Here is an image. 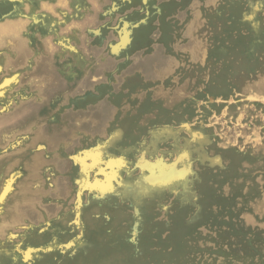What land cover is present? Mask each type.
I'll list each match as a JSON object with an SVG mask.
<instances>
[{
	"label": "rangeland",
	"instance_id": "374dc122",
	"mask_svg": "<svg viewBox=\"0 0 264 264\" xmlns=\"http://www.w3.org/2000/svg\"><path fill=\"white\" fill-rule=\"evenodd\" d=\"M33 1L39 8L40 3L45 0ZM101 1L69 0L70 5L67 4V7L64 8L69 15L66 18L67 21L63 22L64 19L60 20L59 17L55 22L56 27L61 29L58 34L55 35V31L58 29L54 24L51 28L53 30H48L50 33L52 32L51 35H54L51 38L42 39L38 34L37 45H41L38 49H31L32 51L23 53L21 50L25 48L24 44L15 42L14 55L7 62L0 57V65L2 64L3 67L0 70V81L4 77L3 75L9 72L20 74L19 83H16V86L8 89L4 96L0 97V115H2L0 118H10L12 114H15L14 118L5 119L0 123V160L8 159L10 170L6 171V178L15 174L10 194L19 195L14 204L4 206L0 220L2 219L8 225L10 222L12 224L9 225L10 230L19 235L25 226L34 225V228L38 229L43 224H46L47 227L48 222L50 223L48 232L42 233L35 230L29 237L18 236L17 241L28 240L35 244H44L51 240L53 234L57 235L62 244H68L71 240L76 239L75 246L73 245L63 252L57 248L53 249L48 258L43 259L40 264H114L116 256L113 255L115 254L125 255L128 259L137 258L138 255L137 260L142 264H163V262L168 264H264V64L251 66L249 73L252 75V81L247 84V88L239 85L231 75L228 77L226 86H220L213 81L214 73L220 71L219 65L223 66L228 57V54H223L224 52L219 51L218 47L224 45L231 50V48L237 47L235 44L241 40L246 39L248 44L250 37L255 35L254 31L252 34L251 28L245 22H233L231 17L234 15L237 20L242 17V8H246V6L240 8L236 5H240V1L243 0H148L147 4H143L140 0H131L124 4L121 10L115 12L117 15L115 13L105 14L106 7L115 0ZM26 3L28 4V2ZM82 3H84V8ZM77 6L78 9L75 12ZM129 8L132 9L129 11ZM10 9L2 10L0 14L8 12ZM56 11L60 12L61 10L56 8ZM121 12L124 14L122 15ZM25 13L26 15L33 14L30 10H26ZM38 13L40 12L36 14ZM78 14L76 21L79 22V28L77 30L65 28L66 23ZM257 16L260 22L262 21L259 26L260 38H264V7L258 11ZM142 17L147 18L148 21L135 27L129 46L118 55L113 54L110 45L118 39L117 27L120 25L121 19L137 21L143 19ZM54 18L56 19V17ZM96 28L101 30L102 38L90 34V31ZM59 37H61L60 39L62 37L69 38L70 44L75 49H63L59 43ZM258 46L256 51L264 48L263 39ZM5 47L6 44L0 41V51H3ZM33 47L36 46L33 45ZM104 51L110 53V56ZM218 52L222 54L220 61L216 57ZM118 57L119 59L116 60L115 58ZM241 57H248V52L245 50L243 53L241 52L239 59ZM102 61L105 65L102 64ZM213 63L216 66L211 69L209 66ZM32 65L33 67H31ZM156 68L161 69V71L158 69L161 74L157 72ZM168 69L169 72H167ZM151 70L153 71L151 72ZM158 73L159 78H157ZM249 86L250 88H248ZM8 104L10 108L5 109L4 106H8ZM112 106H116V108ZM110 110L114 112L111 111V113ZM83 112L85 116L82 114ZM89 114L93 118L90 119ZM74 118L75 120H73ZM40 120L41 122H39ZM70 121L72 122L70 123ZM184 122L188 123L192 131H188L183 125ZM82 128L84 129L82 130ZM54 130L57 136L54 135L55 138L52 136ZM196 130H203L205 137L195 140L193 134ZM113 132H116V135L112 138ZM103 134L105 137L102 136ZM20 138H25L22 146L20 148L11 147ZM109 138L111 139L110 152L116 155L123 153L128 161V172L125 170L122 172L124 185L119 187L121 191L119 195L110 193L105 197H97L94 192L84 190L82 193L81 227H77L72 222L75 218L74 199H76L78 191L80 168L78 164L75 166L72 156ZM159 138L163 139L159 140ZM184 149L189 151L191 168L193 167L184 183L175 184L166 189L157 188L146 192L139 190V183H135V181L140 177V173L139 169L135 167V163L141 152H146L147 158L152 160L159 156L164 157L171 164L178 160L179 153ZM62 155H65L64 158ZM57 163L59 164L57 165ZM178 163L180 164V162ZM74 166L75 168H73ZM232 177H234L233 180ZM239 181L242 182L239 183ZM130 183L135 190L132 189ZM238 183L244 184L243 187ZM27 185L32 186L28 188ZM208 185L213 189L208 188ZM23 187L24 194L21 195ZM253 188L254 190H252ZM29 189L32 190L30 191L32 193L29 192ZM250 191L252 192L249 196ZM72 193L74 194L72 195ZM28 197L30 198L28 199ZM242 197H248L249 202L243 203L245 199ZM214 202L216 203L214 204ZM226 202L229 204L227 205ZM13 205L15 206L12 207ZM168 206L170 207L168 208ZM180 206L183 207L184 212ZM210 208L213 210L211 211ZM178 209H182L179 214H177ZM137 210L139 211L138 215ZM32 212H34L33 215ZM19 213L20 215H18ZM137 221L139 233L137 239L132 240L131 230ZM44 225L43 227H45ZM169 225H171L170 228ZM241 227L242 229H239ZM105 228L107 229L104 230ZM191 228L193 229L190 230ZM232 229L234 230L232 231ZM144 236L145 238H143ZM147 238L149 239L147 240ZM237 239H241L243 242ZM100 241L103 244L105 242L104 246ZM242 248L244 249L242 250ZM179 249H181L182 255ZM168 254L169 256H167ZM162 256L164 257L162 258ZM179 257L182 258L179 259ZM160 258L162 259L160 260Z\"/></svg>",
	"mask_w": 264,
	"mask_h": 264
},
{
	"label": "bare ground",
	"instance_id": "6f19581e",
	"mask_svg": "<svg viewBox=\"0 0 264 264\" xmlns=\"http://www.w3.org/2000/svg\"><path fill=\"white\" fill-rule=\"evenodd\" d=\"M101 1V0H100ZM103 1V0H102ZM101 1V2H102ZM128 1H131V0H115L110 6L106 7V12L105 14H114L116 11H119L121 10V7L126 4ZM157 1V0H156ZM211 1V0H210ZM223 1V0H222ZM28 2V4L26 3ZM86 2V1H85ZM140 2H142L143 4H147L148 0H140ZM160 2V1H159ZM152 3V2H151ZM209 3V2H208ZM67 4H69V0H45L43 2L40 3V6L39 8L37 7V5L34 3L33 0H0V12L2 10H5V9H10L8 12H2L3 14H0V41H3L5 44H6V47L4 48L3 51H0V57L1 58H4L5 62H7L9 60V58L11 56L14 55V48L13 46L15 45V42H18L20 44H24V47L21 52L23 53H27V52H30L32 51L33 49H38L39 46L41 45H37L38 43V34L39 36L42 38V39H45V37H47L48 39L52 37L50 31L53 30L51 29L55 22H57V18L60 17V20L64 19L63 22H66L67 21V17L69 16L67 14V10L64 9L65 7H67ZM83 4V8H84V3ZM240 5H236L237 7H242V6H246V8H242V17L239 18L238 20L236 18H234L235 16L232 15V19H233V22L234 21H238L240 23V21H243L245 22V24H247L251 29L252 31V34H253V31H254V36L250 37V41L249 43L247 44L246 43V39L244 40H241L239 41L237 44V47L235 48H228L224 45L222 46H217L218 47V50L219 51H223L224 53L223 54H228V57L226 59V61L223 63V66H221V64L219 65L221 67L220 71L217 72V73H214V78H213V81L214 82H217L218 85L220 86H226L228 84L227 80L229 79L228 77L231 75L233 78H235V80L237 81V83H239V85L241 86H245L247 88V84L250 83V81H252V75H250V68L253 64H264V48H261L259 50L256 51V48L258 47L259 48V44L261 43L262 39L264 40V38H260V30H259V26L260 23H262V21L260 22L258 16H257V13L258 11L262 10L263 7H264V0H243V1H240L239 3ZM70 5V4H69ZM88 5V4H87ZM138 6V5H137ZM191 6V5H190ZM213 6V5H212ZM223 6V5H221ZM170 7V6H169ZM189 7V6H187ZM202 7V6H201ZM41 8V10H40ZM56 8H60V12L59 11H56ZM86 8V7H85ZM133 8V7H132ZM132 8H129V11L132 9ZM136 8V7H135ZM172 8V7H171ZM191 8V7H190ZM78 9V6L76 7V10L75 12L77 11ZM103 9V8H102ZM148 9V8H147ZM26 10H30L33 12V14L31 15H26L25 11ZM73 10V8H72ZM80 10V9H79ZM156 10V9H155ZM182 10V9H181ZM205 10V9H204ZM213 10V9H212ZM191 11V10H190ZM214 11V10H213ZM226 11V10H225ZM37 12H40L38 14H36ZM91 12V11H90ZM89 12V13H90ZM142 12V11H141ZM78 13V12H77ZM87 13V12H86ZM117 13V12H116ZM115 13V14H116ZM122 13V12H121ZM223 13V12H222ZM228 13V12H227ZM119 14V13H118ZM124 13H122L123 15ZM166 14V13H165ZM192 14V13H191ZM190 14V15H191ZM262 14V13H261ZM58 15V16H56ZM117 15V14H116ZM212 15V14H211ZM216 15V14H215ZM79 16L78 15H74V19L70 20L68 23H66V25L64 26L65 28H74V30H77L79 28V22L76 21V18ZM84 16V15H83ZM109 16V15H108ZM183 16V15H182ZM217 16V15H216ZM56 17V19L54 18ZM118 17V16H117ZM177 17V16H176ZM187 17V16H186ZM193 17V16H192ZM204 17V16H203ZM209 17V16H208ZM215 17V16H214ZM221 17V16H220ZM223 17V16H222ZM141 18V17H140ZM143 18V17H142ZM185 18V17H183ZM182 18V19H183ZM263 18V17H261ZM104 19V18H103ZM113 19V18H112ZM181 19V18H180ZM189 19V18H188ZM202 19V18H201ZM204 19V18H203ZM114 20V19H113ZM222 20V19H221ZM230 20V19H229ZM104 21V20H103ZM116 21V20H115ZM114 21V22H115ZM148 19L147 18H143V19H138L137 21H131L129 19H126V18H122L121 19V23L120 25L117 27V33H118V39L113 42L110 46H111V52L113 54H116L118 55L122 50H124L125 48H127L132 40V37H133V34H134V31H135V27L141 25V24H145L147 23ZM62 22V21H61ZM113 22V23H114ZM156 22V21H155ZM188 22V20H187ZM198 22V21H197ZM214 22V20H213ZM102 23V22H101ZM157 23V22H156ZM227 23V22H226ZM50 24H52L50 26ZM63 24V23H62ZM115 24V23H114ZM119 24V23H118ZM185 24V23H184ZM202 24V23H201ZM216 24V23H215ZM221 24V23H220ZM235 24V23H234ZM187 25V24H186ZM219 25V24H218ZM217 25V26H218ZM264 25V24H263ZM262 25V26H263ZM97 26V25H96ZM106 26V25H105ZM113 26V25H112ZM196 26V25H195ZM223 26V25H222ZM237 26V25H236ZM55 27H56V24H55ZM186 27V26H185ZM197 27V26H196ZM208 27V26H207ZM212 27V26H211ZM238 27V26H237ZM240 27V26H239ZM48 28V29H47ZM57 28V27H56ZM149 28V26H148ZM58 30L55 31V35L58 34V31H60L61 29L58 27L57 28ZM150 29V28H149ZM180 29V28H179ZM235 29V28H234ZM233 29V30H234ZM50 30V31H48ZM110 31L112 29H109ZM184 30V29H182ZM209 30V29H208ZM212 30V29H211ZM215 30V29H214ZM222 30V29H221ZM239 30V29H238ZM160 31V30H159ZM103 32V31H102ZM148 32V31H147ZM181 32V31H180ZM195 32V31H194ZM215 32V31H214ZM224 32V31H223ZM227 32V31H226ZM233 32V31H232ZM249 32V31H248ZM192 33V32H191ZM205 33V32H204ZM210 33V32H209ZM219 33V32H218ZM236 33V32H235ZM243 33V32H242ZM250 33V32H249ZM67 34V33H66ZM90 34L91 35H98L102 38V34H101V30L98 28L96 29H93L92 31H90ZM112 34V32H111ZM148 34V33H147ZM181 34V33H180ZM221 34V33H220ZM264 34V33H263ZM54 36V35H53ZM89 36V35H87ZM113 36V35H112ZM143 36V34H142ZM174 36H176L174 34ZM185 36V35H184ZM183 36V37H184ZM195 36V35H194ZM221 36V35H220ZM114 37V36H113ZM112 37V38H113ZM116 37V36H115ZM152 37V36H151ZM61 37H59V43L60 45L63 47V49H71V50H74L75 48L70 44V39L67 38V37H62V39H60ZM176 38V37H175ZM180 38V37H178ZM205 38V37H204ZM224 38V37H223ZM227 38V37H225ZM229 38V37H228ZM58 39V38H57ZM111 39V38H110ZM115 39V38H114ZM146 39V37H145ZM191 39V37H190ZM212 40V39H211ZM248 40V39H247ZM40 41V40H39ZM74 41V40H73ZM177 41V40H176ZM200 41V39H199ZM208 41V40H207ZM139 42V41H138ZM180 42V41H179ZM178 42V44H179ZM78 43V42H77ZM175 43V42H174ZM203 43V42H201ZM107 44V43H106ZM105 44V46H106ZM171 44V43H170ZM177 44V43H176ZM197 44V42H196ZM33 45H35L36 47L34 48ZM59 45V46H60ZM74 45V44H73ZM92 45V44H91ZM140 45V44H139ZM152 45V44H151ZM194 45V44H193ZM201 45V44H200ZM206 45V44H205ZM204 45V46H205ZM228 45V44H227ZM96 46V45H95ZM98 46V45H97ZM104 46V47H105ZM164 46V45H163ZM176 46V45H175ZM52 47V46H51ZM100 47V46H99ZM98 47V48H99ZM174 47V46H173ZM207 47V46H206ZM216 47V48H217ZM233 47V46H232ZM263 47V46H262ZM78 48V47H77ZM102 48V47H101ZM175 48V47H174ZM178 48V47H177ZM184 48V47H183ZM32 49V50H31ZM79 49V48H78ZM144 49V48H143ZM155 49V47H154ZM185 49V48H184ZM183 49V50H184ZM108 50V49H107ZM180 50V49H179ZM191 50V49H190ZM207 50V49H206ZM230 50V52H229ZM247 51L248 52V57H241L239 59V56L241 54V52L243 53V51ZM60 51V50H59ZM101 51H103L101 49ZM143 51V50H142ZM145 51V50H144ZM176 51V50H175ZM107 55L109 54L110 56V53H107L106 51H104ZM153 52V51H151ZM193 53V52H192ZM204 53V52H203ZM38 54V53H37ZM69 54V53H68ZM166 54V53H165ZM173 54V53H172ZM187 54V53H186ZM191 54V52H190ZM104 55V54H103ZM140 55V54H139ZM169 55V54H168ZM194 55V54H193ZM213 55H215L213 53ZM222 54H220L218 52V55H216V57L219 59L222 58L221 57ZM132 56H135L132 54ZM170 56V55H169ZM168 56V57H169ZM72 57V56H71ZM95 57V56H94ZM98 57V56H97ZM142 57V56H141ZM174 57V56H173ZM191 57V56H189ZM226 57V56H225ZM29 58V57H28ZM40 58V57H39ZM61 58V57H60ZM89 58V57H88ZM109 58V57H107ZM106 58V59H107ZM111 58V57H110ZM121 58V57H120ZM172 58V57H171ZM246 58V59H244ZM26 59V58H25ZM36 59V58H35ZM91 59V58H90ZM94 59V58H93ZM116 60L119 59L118 58H115ZM133 59V58H132ZM136 59V58H135ZM182 59V58H181ZM180 59V60H181ZM185 59V58H184ZM27 60V59H26ZM38 60V59H37ZM97 60V59H96ZM122 60V59H121ZM173 60V59H172ZM179 60V59H177ZM179 60V61H180ZM186 60V59H185ZM21 61V60H20ZM67 61V60H66ZM101 61V60H100ZM137 61V60H136ZM135 61V62H136ZM169 61V60H168ZM175 61V60H174ZM173 61V62H174ZM191 61V60H190ZM23 62V61H22ZM25 62V61H24ZM60 62V61H59ZM69 62V61H68ZM107 62V61H105ZM104 62V63H105ZM155 62V61H154ZM167 62V61H166ZM95 63V62H93ZM101 63V62H99ZM131 63V62H130ZM156 63V62H155ZM171 63V62H170ZM216 63V62H215ZM215 63L213 64H210V68H214L216 65ZM102 64H103V61H102ZM113 64V63H112ZM173 64V63H172ZM178 64V63H177ZM176 64V65H177ZM203 64V63H202ZM2 65V64H1ZM0 65V70L3 69V67ZM21 65V64H20ZM39 65V64H37ZM36 65V67H37ZM52 65V63H51ZM51 65H50V68H51ZM97 65V64H96ZM99 65V64H98ZM105 65V64H103ZM102 65V66H103ZM108 65V64H107ZM106 65V66H107ZM111 65V64H110ZM133 65V63H132ZM131 65V66H132ZM166 65V64H165ZM194 65V64H193ZM204 65V64H203ZM60 66V65H59ZM136 66V65H135ZM163 66V65H162ZM185 66V65H184ZM33 67V65L31 66ZM111 67V66H110ZM161 67V66H160ZM159 67V68H160ZM167 67V66H166ZM175 67V66H174ZM177 67V66H176ZM182 67V66H180ZM194 67V66H193ZM192 67V69H193ZM100 68L102 69L101 65H100ZM109 68V67H108ZM111 68H114V67H111ZM155 68V67H154ZM158 68V69H159ZM197 68V67H196ZM204 68V66H203ZM217 68V67H216ZM29 69V68H28ZM41 69V68H40ZM39 69V70H40ZM49 69V68H48ZM157 69V68H156ZM157 69V70H158ZM171 69V68H170ZM186 69V68H185ZM37 70V69H36ZM74 70V69H73ZM161 71V69H159ZM157 71L161 74L160 71ZM203 70V69H202ZM206 70V68H205ZM214 70V69H213ZM248 70V71H247ZM25 71V70H24ZM91 71V70H90ZM124 71V70H123ZM153 70H151L152 72ZM163 71V70H162ZM167 71V70H166ZM174 71V70H173ZM183 71V70H182ZM187 71V70H186ZM194 71V70H193ZM254 71V70H253ZM17 72V71H16ZM99 72V71H98ZM116 72V71H115ZM150 72V71H148ZM165 72V71H164ZM169 72V69L168 71ZM166 72V73H167ZM171 72V71H170ZM202 72V71H201ZM199 72V73H201ZM231 72V73H230ZM29 73V72H28ZM27 73V74H28ZM154 73V72H153ZM159 73H158V77L159 78ZM198 73V74H199ZM5 74V73H4ZM26 74V73H25ZM62 74V73H61ZM130 74V73H128ZM163 74V72H162ZM194 74V73H193ZM204 74V73H203ZM20 75V74H19ZM19 75L15 72H9L5 75H3L4 77L1 79L0 81V97H3L4 96V93L12 88L14 85L16 86V83H19ZM92 75V74H91ZM94 75V74H93ZM136 75V74H135ZM153 75V74H152ZM168 75V74H167ZM174 75V74H173ZM187 75V74H186ZM195 75V74H194ZM190 76V75H189ZM23 77V76H21ZM39 77V76H38ZM64 77V76H63ZM119 77V76H118ZM153 77H155V75H153ZM166 77V76H165ZM35 78V77H34ZM104 78V77H103ZM143 78V77H142ZM178 78V77H177ZM183 78V77H182ZM181 78V79H182ZM145 79V78H143ZM149 79V78H148ZM151 79H152V76H151ZM156 79V78H155ZM197 79V78H196ZM205 79V78H204ZM66 80V79H65ZM163 80V79H162ZM173 80V79H172ZM184 80V79H183ZM203 80V79H202ZM40 81V80H39ZM83 82V81H82ZM98 82V81H97ZM162 81H160L161 83ZM173 82V81H172ZM175 82V81H174ZM25 83V82H24ZM23 83V84H24ZM86 83V82H84ZM136 83V82H134ZM133 83V84H134ZM22 84V83H21ZM44 84V83H43ZM83 84V83H82ZM89 84H91V82L89 81ZM155 84V83H154ZM162 84V83H161ZM166 84V83H165ZM18 85V84H17ZM138 85V84H137ZM136 85V86H137ZM238 85V86H239ZM253 85V84H252ZM39 86V85H38ZM43 86V85H42ZM141 86V85H140ZM30 87V86H29ZM70 87V86H69ZM142 87V86H141ZM35 88V86H34ZM42 88V87H41ZM72 88V87H71ZM109 88V87H108ZM114 88V87H113ZM120 88V87H119ZM151 88V87H150ZM250 88V86L248 87ZM31 89V87H30ZM112 89V88H111ZM125 89V88H124ZM128 89V88H127ZM156 89V88H154ZM159 89V88H158ZM244 89V88H242ZM20 90V89H19ZM24 90V89H23ZM59 90V89H58ZM78 90V89H77ZM118 90V89H117ZM129 90V89H128ZM138 90V89H137ZM202 90V89H201ZM69 91V90H68ZM126 91V90H125ZM153 91V90H152ZM199 91V90H198ZM134 92H137V91H134ZM134 92L132 93L134 95ZM154 92V91H153ZM157 92V91H156ZM15 93V92H14ZM102 94V93H101ZM100 94V95H101ZM139 94V92H138ZM137 94V95H138ZM132 95V96H133ZM143 95V94H142ZM154 95V94H153ZM163 95V94H162ZM202 95V94H201ZM205 95V94H204ZM123 96V95H122ZM152 96V95H151ZM157 96V95H156ZM17 97V96H16ZM126 97V96H125ZM124 97V98H125ZM105 98V97H104ZM158 98V97H157ZM9 99V98H8ZM87 99V98H86ZM93 99V98H92ZM151 99V97H150ZM165 99V98H164ZM163 99V101H164ZM175 99V98H174ZM28 100V99H26ZM45 100V99H44ZM107 100V99H106ZM212 100V99H211ZM25 101V100H24ZM123 101V100H122ZM161 101V99H160ZM39 102V101H38ZM59 102V101H58ZM102 102V101H101ZM99 102V103H101ZM155 102V101H154ZM8 103V102H7ZM21 103V102H20ZM103 103V102H102ZM11 104V103H10ZM125 104V103H124ZM127 104V103H126ZM2 105V104H1ZM123 105V104H122ZM13 106V105H12ZM89 106V105H88ZM87 106V107H88ZM94 106V105H92ZM96 106V105H95ZM117 106V105H116ZM116 106H114L116 108ZM190 106V105H189ZM5 109L10 108V105L8 104V106H4ZM91 107V105H90ZM97 107V106H96ZM99 107V106H98ZM113 107V106H112ZM113 107V108H114ZM20 108V107H19ZM56 108V107H55ZM101 108V106L99 107ZM98 108V109H99ZM89 109V108H88ZM97 109V110H98ZM171 109V108H170ZM52 110V109H51ZM55 110V109H54ZM72 110V109H71ZM116 110V109H114ZM132 110V109H131ZM50 111V110H49ZM96 111V110H95ZM112 110H110L111 112ZM52 112V111H50ZM49 112V113H50ZM72 112V111H71ZM70 112V113H71ZM78 112V111H77ZM87 113L89 112L86 111ZM92 112V111H91ZM90 112V113H91ZM114 112V111H112ZM111 112V113H112ZM122 112V111H121ZM132 112V111H131ZM65 113V112H64ZM86 113V114H87ZM98 113V112H97ZM141 113V112H140ZM68 114V113H67ZM73 114V113H72ZM71 114V115H72ZM84 116H85V113L83 112L82 113ZM92 114V113H91ZM193 114V113H192ZM38 115V114H37ZM69 115V114H68ZM75 115V114H74ZM73 115V116H74ZM88 115V114H87ZM111 115V114H110ZM188 115V114H187ZM191 115V113H190ZM189 115V116H190ZM2 116V115H0ZM80 116V114H79ZM109 116V115H108ZM15 117V114H12L10 118H14ZM72 117V116H70ZM69 117V118H70ZM83 117V116H82ZM111 117V116H110ZM120 117V115H119ZM10 118H0V123L4 122L5 119H10ZM28 118V117H27ZM42 118V116H41ZM61 118V116H60ZM73 118V117H72ZM86 118V117H85ZM89 118H93V117H90V114H89ZM88 118V120H89ZM166 118V117H165ZM45 119V117H44ZM65 119V118H64ZM68 119V118H67ZM112 119V118H111ZM167 119V118H166ZM75 120V118L73 119ZM79 120V119H78ZM82 120V118H81ZM86 120V119H85ZM87 120V121H88ZM157 120V119H156ZM155 120V121H156ZM38 121V120H37ZM42 121H46V120H42ZM94 121V120H93ZM99 121V120H98ZM160 121V120H159ZM164 121V119H163ZM31 122V121H30ZM41 122V120L39 121ZM72 121H70L71 123ZM85 122V121H84ZM83 122V123H84ZM134 122V121H133ZM138 122V121H137ZM206 122V120H205ZM34 123V122H33ZM68 123V122H67ZM106 123V121H105ZM112 123V122H110ZM116 123V122H115ZM21 124V123H20ZM38 124V123H36ZM55 125V123H53ZM64 125V123H62ZM82 124V123H81ZM80 124V125H81ZM149 124V123H148ZM47 125V124H46ZM51 125V124H50ZM66 125V124H65ZM83 125V124H82ZM86 125V124H85ZM93 125V124H91ZM90 125V126H91ZM104 125V123H103ZM108 125V124H106ZM162 125V124H161ZM170 125V124H169ZM183 125L189 130L192 131V128L189 127L188 123L187 122H184ZM38 126V125H37ZM49 126V125H48ZM47 126V127H48ZM58 126V125H57ZM76 126H78L76 124ZM147 126V125H146ZM153 126V125H152ZM164 126V125H163ZM173 126V125H172ZM197 126V125H196ZM26 127V126H25ZM60 127V126H59ZM82 127V126H81ZM106 127V126H105ZM143 127V126H141ZM148 127V126H147ZM176 127V126H175ZM213 127V126H212ZM7 128V127H6ZM56 128V127H55ZM68 128V127H66ZM77 128V127H76ZM101 128V127H100ZM152 128V127H151ZM164 128V127H163ZM4 129V128H3ZM58 129V128H57ZM62 129V128H61ZM84 128H82L83 130ZM103 129V128H101ZM131 129V128H130ZM143 129V128H142ZM153 129V128H152ZM169 129V128H168ZM22 130V128H21ZM43 130V129H42ZM74 130V129H73ZM134 130V129H133ZM144 130V129H143ZM163 130V129H162ZM167 130V129H166ZM64 131V130H63ZM69 131V130H68ZM71 131V130H70ZM87 131V130H86ZM85 131V132H86ZM89 131V130H88ZM103 133L104 131L101 130ZM168 131V130H167ZM211 131V130H210ZM18 132V130H17ZM43 132V131H42ZM47 132V131H46ZM155 132V130H154ZM207 132V131H206ZM15 133V132H14ZM45 133V132H44ZM57 133V132H56ZM59 133H63V132H59ZM65 133V132H64ZM66 133H68L66 131ZM71 133V132H70ZM91 133V132H90ZM97 133V132H96ZM100 133V132H99ZM98 133V134H99ZM131 133V132H130ZM182 133V132H181ZM48 134V132H47ZM102 134V133H101ZM129 134V132H128ZM138 134V133H137ZM142 134V133H140ZM145 134V133H144ZM175 134V133H174ZM193 134V133H192ZM213 134V133H212ZM52 135V134H51ZM49 135V136H51ZM55 135V130H54V133L52 136ZM94 135V133H93ZM116 135V132H113V134L111 135V137L113 138L114 136ZM166 135V134H165ZM171 135V134H170ZM194 139L196 140L197 138L200 139L205 137V133L203 130H196L194 132ZM214 135V134H213ZM56 136V135H55ZM55 136L53 138H55ZM60 136H67V135H60ZM102 136L105 137V135L103 134ZM147 136V135H146ZM215 136V135H214ZM57 137V136H56ZM89 137V136H88ZM93 137V136H92ZM125 137V136H124ZM130 137V136H129ZM143 137V136H142ZM181 137V135H180ZM1 138V137H0ZM52 138V139H53ZM68 138V137H67ZM134 138V137H133ZM144 138V137H143ZM175 138V137H174ZM148 139V138H147ZM161 138H159L160 140ZM163 139V138H162ZM161 139V140H162ZM171 139V138H170ZM91 140V139H90ZM110 138L107 139L106 141H103V142H99L98 144H96L94 147H90V148H87V149H83L81 151H79L78 153L74 154L72 156L74 162H75V166L76 164L79 165V168H80V171H79V175H80V179H79V182H78V191H77V195H76V199L75 200V218H74V221L72 223L75 224V226L77 227H81V206H82V193H84L83 191L84 190H89L91 192H94L95 195L97 197H105L107 194H110V193H113L115 195H119L120 194V190H119V187H121L122 185H124L123 183V177H122V172L125 170V172L129 169L127 164H128V161H126V158H125V155L123 153L121 154H115V153H111L110 152V149L109 147H111V142H110ZM136 140V139H135ZM185 140V138H184ZM25 141V138H20L19 140H16V142L11 145V147L13 148H20V146H22V143ZM133 141V140H131ZM156 141V140H155ZM177 141V140H176ZM182 141V140H181ZM209 141V140H208ZM214 141V140H213ZM82 142V141H81ZM80 142V143H81ZM87 142V141H86ZM168 142V141H167ZM174 142V141H173ZM179 142V141H178ZM187 142V141H186ZM207 142V141H206ZM3 143V142H2ZM6 143V142H5ZM4 143V144H5ZM93 143V142H92ZM189 143V142H188ZM132 144V143H131ZM71 145V144H70ZM78 145H79V142H78ZM77 145V146H78ZM163 145V144H162ZM177 145V144H176ZM175 145V147H176ZM191 145V144H190ZM197 145V144H196ZM207 145V144H206ZM3 146V145H2ZM1 146V147H2ZM49 146V145H48ZM68 146V145H67ZM85 146V145H84ZM124 146V145H123ZM139 146V145H138ZM149 146V145H148ZM151 146V145H150ZM170 146V145H169ZM173 146V145H172ZM215 146V145H214ZM159 147V146H158ZM210 147V146H209ZM50 148V146H49ZM142 148V147H141ZM154 149V148H153ZM1 150V149H0ZM142 150V149H141ZM160 150V149H158ZM163 150V149H162ZM226 150V149H225ZM232 150V149H231ZM146 151V150H145ZM155 151V150H154ZM176 151V150H175ZM181 151V150H180ZM235 151V150H234ZM11 152V151H10ZM135 152V151H134ZM192 152V151H191ZM202 152V151H201ZM148 153V152H147ZM158 153V152H157ZM237 153V152H236ZM60 154V153H59ZM140 154V153H139ZM168 154V153H167ZM210 154V153H209ZM58 155V154H57ZM135 155V154H134ZM165 155V154H164ZM229 155V154H228ZM246 155V154H245ZM63 158L65 155H62ZM196 156V155H195ZM212 156V155H211ZM61 157V156H60ZM59 157V158H60ZM175 157V156H174ZM179 158H177L178 160L174 161V163H171L169 164V162H167V160L164 159V157H158V159H155V160H152L151 158L149 159V157L147 158L146 156V152H141L140 156L138 157V159L136 160V163H135V167L137 169H139L140 171V177L138 178L137 181H135V183H139V190L141 189L142 191L146 192L148 190H151V189H166V188H170L171 186H174L175 184H182L184 183V181L187 180V177L189 175V173L191 172L192 168H191V159L189 158V151L184 149L181 153H179ZM202 157V156H201ZM228 157V156H227ZM237 157V156H236ZM246 157V156H245ZM57 157L55 156V159ZM153 158V157H152ZM168 158V157H167ZM228 158H231V157H228ZM242 158V157H241ZM51 160V159H50ZM71 160V159H70ZM131 160V159H129ZM217 160H220V158H217ZM226 160V159H225ZM16 161V160H15ZM62 161V160H61ZM135 161V160H133ZM201 161V160H200ZM239 161V160H238ZM180 162V164L178 163ZM15 163V162H14ZM70 163V162H69ZM133 163V162H132ZM194 163V162H193ZM18 164V163H17ZM54 164V162H53ZM59 163H57L58 165ZM13 165V164H12ZM25 165V164H24ZM69 165V164H68ZM226 165V164H225ZM75 166L73 168H75ZM197 166V165H196ZM195 166V167H196ZM57 168H59V166H56ZM70 167V166H69ZM241 167V166H240ZM30 168V167H29ZM199 168V167H198ZM61 169V168H59ZM63 169V168H62ZM61 169V170H62ZM136 169V170H137ZM222 169V168H221ZM10 170V163H8V159H2L0 160V214L1 212L3 211L4 209V206H6V204H14V202H16V198L19 196H16V195H13V194H10V192L12 191L13 189V183H14V180H15V174L13 175H9V177L7 176L6 178V171L9 172ZM31 170V169H30ZM75 170V169H74ZM229 170V169H228ZM76 171V170H75ZM210 171V170H209ZM222 171V170H221ZM61 172V171H60ZM128 172V171H127ZM241 172V171H240ZM227 173V172H225ZM244 173V172H242ZM10 174V173H9ZM16 174H19V173H16ZM191 174V173H190ZM229 174V173H228ZM70 175V174H69ZM132 175V174H131ZM203 175V174H202ZM231 175V174H230ZM65 176V175H64ZM134 176V175H133ZM204 176V175H203ZM229 176V175H228ZM240 176V175H238ZM63 177V176H62ZM224 177V176H223ZM30 178V177H29ZM133 178V177H132ZM217 178V177H216ZM234 177H232V180H233ZM238 178V177H237ZM244 178V176H243ZM242 178V179H243ZM247 178V176H246ZM26 180V179H25ZM29 180V179H28ZM71 180V179H70ZM128 180V179H127ZM131 180V179H130ZM129 180V181H130ZM213 180V178H212ZM229 180V179H228ZM237 180V179H236ZM43 181V180H42ZM207 181V180H206ZM235 181V180H234ZM27 182V180H26ZM65 182V181H64ZM212 182V181H211ZM218 182V181H217ZM230 182V181H229ZM242 182V181H239V183ZM72 183V182H71ZM186 183V182H185ZM200 183V182H199ZM198 183V184H199ZM202 183V182H201ZM209 183V182H208ZM223 183V182H222ZM238 183V184H239ZM58 184V183H57ZM131 184V183H130ZM203 184V183H202ZM214 184V183H213ZM230 184V183H229ZM64 185V184H63ZM72 185V184H71ZM74 185V184H73ZM76 185V184H75ZM239 185H242V184H239ZM244 185V184H243ZM242 185V187H243ZM28 186V185H27ZM32 185L28 186L31 187ZM128 186V185H127ZM132 186V184H131ZM136 186V185H135ZM238 186V185H237ZM250 186V185H249ZM248 186V187H249ZM21 187V186H20ZM43 187V186H42ZM72 187V186H71ZM133 187V186H132ZM184 187V186H183ZM202 187V186H200ZM198 187V188H200ZM241 187V188H242ZM68 188L70 189V187L68 186ZM138 188V187H137ZM208 188H212L211 186L208 185ZM32 189V188H31ZM66 189V187H65ZM134 189V187L132 188ZM196 189V188H195ZM213 189V188H212ZM249 189V188H248ZM22 191V194L23 195L24 193V187L23 189H21ZM35 190V189H34ZM40 190V189H39ZM58 190V189H57ZM135 190V189H134ZM197 190V189H196ZM230 190V188H229ZM239 190V189H238ZM250 190V189H249ZM254 190V188L252 189ZM28 191V190H27ZM32 191L29 189V192ZM51 191V190H49ZM60 191V190H59ZM70 191V190H69ZM184 191V190H183ZM183 191H179V192H183ZM210 191V190H209ZM222 191V190H221ZM26 192V191H25ZM37 192V191H36ZM61 192V191H60ZM59 192V194H60ZM68 192V191H67ZM65 192V194L67 193ZM71 192V191H70ZM86 192V191H85ZM199 192V190H198ZM213 193V191H211ZM242 192V191H241ZM240 192V193H241ZM252 191L249 192V196L251 194ZM20 192L18 191V194ZM32 193V192H30ZM52 193V192H51ZM50 193V194H51ZM58 193V192H57ZM137 193V192H136ZM74 193H72L73 195ZM90 194V193H89ZM134 194V193H133ZM166 194V193H165ZM168 194V193H167ZM200 194V193H199ZM215 194V193H214ZM219 194V193H218ZM235 194V193H234ZM39 195V194H37ZM53 195V194H52ZM67 195V194H66ZM139 195V194H138ZM142 195V194H141ZM146 195V193H145ZM178 195V194H177ZM182 195V194H181ZM206 195V194H205ZM217 195V193H216ZM222 195V194H221ZM228 195V194H227ZM230 195V194H229ZM239 195V193H238ZM243 195V194H242ZM51 196V195H50ZM90 196V195H88ZM173 196V194H172ZM204 196V195H203ZM236 196V195H234ZM244 196V195H243ZM34 197H35V193H34ZM38 197V196H37ZM62 197V195H61ZM74 197V196H72ZM141 197V196H140ZM176 197V196H175ZM174 197V198H175ZM186 197V196H184ZM30 197H28L29 199ZM36 198V197H35ZM85 198V196H84ZM177 198H179L177 196ZM183 198V197H182ZM187 198V197H186ZM193 198V197H192ZM228 198V197H227ZM244 197H242L243 199ZM97 199V198H96ZM95 199V200H96ZM105 199V198H104ZM118 199V198H117ZM122 199V198H121ZM161 199V198H160ZM163 199V198H162ZM191 199V198H190ZM210 199V198H209ZM244 202L243 203H247L249 202V199L248 197L247 198H244ZM24 200V199H23ZM27 200V199H26ZM32 200V199H31ZM37 200V199H36ZM85 200V199H84ZM119 200V199H118ZM123 200V199H122ZM131 200V199H130ZM166 200V199H165ZM182 200V199H180ZM187 200V199H186ZM99 201V200H98ZM177 201V200H176ZM183 201V200H182ZM197 201V200H196ZM195 201V202H196ZM223 201H225L223 199ZM241 201V200H240ZM34 202V201H33ZM114 202V201H113ZM138 202V201H137ZM174 202V201H172ZM207 202V201H206ZM228 202V201H227ZM226 202V204H227ZM242 202V201H241ZM56 203V202H55ZM89 203V202H88ZM142 203V202H141ZM187 203V202H186ZM216 202H214L215 204ZM232 203V202H231ZM18 204V203H17ZM16 204V205H17ZM45 204H47V202H45ZM117 204V203H115ZM151 204V203H150ZM155 204V203H154ZM174 204V203H173ZM190 204V202H189ZM229 204V203H228ZM227 204V205H228ZM20 205V204H19ZM22 205V204H21ZM41 205V204H40ZM56 205V204H55ZM61 205V204H60ZM145 205V204H144ZM156 205V204H155ZM180 205V204H179ZM199 205V204H198ZM208 205V204H206ZM218 205V204H217ZM243 205V204H242ZM15 205H13L12 207H14ZM94 206V205H93ZM110 206V205H109ZM147 206V205H146ZM184 206V205H182ZM180 206V207H182ZM193 206V205H192ZM231 206V205H230ZM236 206V205H235ZM234 206V207H235ZM256 206V205H255ZM18 207V206H17ZM21 207V206H20ZM24 207V206H23ZM56 207V206H55ZM74 207V206H72ZM91 207V206H90ZM102 207V206H101ZM114 207V206H113ZM170 206H168L169 208ZM178 207V206H177ZM179 207V208H180ZM187 207V205H186ZM30 208V206H29ZM92 208V207H91ZM138 208V207H137ZM205 208V207H204ZM218 208V207H217ZM243 208V207H242ZM20 209V208H19ZM23 209V208H21ZM47 209V208H46ZM112 209V208H111ZM150 209V208H149ZM171 209V208H170ZM175 209V208H174ZM183 209V207H182ZM182 209L181 212H182ZM211 209V208H210ZM209 209V210H210ZM220 209V208H219ZM222 209V208H221ZM225 209V208H224ZM223 209V210H224ZM228 209V208H226ZM244 209V208H243ZM254 209V208H253ZM11 210V209H10ZM13 210V209H12ZM55 210H58V209H55ZM129 210V209H128ZM164 210V209H163ZM179 210V209H178ZM177 210V214H179L180 210L178 211ZM190 210V209H189ZM195 211V209H193ZM205 210V209H204ZM213 209H211L212 211ZM223 210H220V211H223ZM239 210H240V207H239ZM238 210V211H239ZM242 210V209H241ZM249 210V209H248ZM88 211V210H87ZM124 211V210H123ZM147 211V210H146ZM165 211V210H164ZM163 211V212H164ZM169 211V210H168ZM171 211V210H170ZM169 211V212H170ZM185 210L183 209V212ZM197 211V210H196ZM230 211V210H229ZM232 211V210H231ZM237 211V212H238ZM12 212V211H11ZM21 212V211H20ZM28 212V211H27ZM83 212V211H82ZM114 212V211H113ZM138 210H137V215H138ZM162 212V211H161ZM210 212V211H209ZM216 212V211H215ZM26 213V212H25ZM34 212H32V215H33ZM93 213V212H92ZM166 213V212H165ZM196 213V212H195ZM226 213V212H225ZM228 213V212H227ZM11 214V213H10ZM15 214V213H14ZM29 214V213H28ZM27 214V215H28ZM145 214V213H144ZM156 214V213H155ZM173 214V213H171ZM183 214V213H182ZM182 214H180L182 216ZM220 214V213H219ZM20 215V213L18 214ZM18 215H15V217H18ZM131 215V214H130ZM159 215V214H158ZM162 215V214H161ZM166 215V214H165ZM184 215V214H183ZM187 215V214H186ZM191 215V214H190ZM22 216V215H21ZM85 216V215H84ZM98 216V215H97ZM112 216V215H111ZM148 216V215H147ZM185 216V215H184ZM36 217V216H35ZM96 217V216H95ZM124 217V216H123ZM158 217V216H157ZM162 217V216H161ZM167 217V216H166ZM175 217V216H174ZM178 217V216H176ZM112 218V217H111ZM146 218V217H145ZM155 218V217H154ZM160 218V217H159ZM168 218V217H167ZM15 219V218H14ZM30 219V218H29ZM101 219V218H100ZM104 219V218H103ZM162 219V218H161ZM165 219V218H164ZM172 219V218H171ZM175 219V218H174ZM178 219V218H177ZM182 219V218H181ZM243 219V218H242ZM94 220V219H93ZM105 220V219H104ZM110 220V219H108ZM144 220V219H143ZM159 220V219H158ZM188 220V219H187ZM225 220V218H224ZM34 221V220H33ZM69 221V220H68ZM142 221V220H141ZM173 221V220H172ZM191 221V219H190ZM226 221V220H225ZM101 222V221H100ZM99 222V223H100ZM108 222V221H107ZM132 222V220H131ZM186 222V221H185ZM58 223V222H57ZM92 223V222H91ZM102 223V222H101ZM142 223V222H141ZM183 223V222H182ZM11 223L9 222V225ZM83 224V223H82ZM187 224V223H186ZM233 224V223H232ZM8 225V223L4 222L2 219L0 220V264H40L42 263L43 259L46 260L48 258V256L50 255V252L52 251L53 252V249L57 248V249H60L61 252L69 249L70 247H72L74 245V241L76 239H73L71 240L68 244H62L60 243V241L58 240V237L56 234H53L51 236V240L42 244V243H38V244H35V243H32L31 241H24V240H21V241H17L18 239V236H21L22 238H26V237H29L30 234L34 233L35 230H38L40 232H48L47 229H49L50 227V223L48 222V225L46 227V224L44 225L45 227H42L41 228H38V229H35L34 228V225H29V226H25L22 230V232H20L21 235L17 234L16 232L10 230L11 228H9L10 226ZM12 225V224H11ZM69 225V224H68ZM71 225V224H70ZM69 225V226H70ZM93 225V224H92ZM127 225V224H126ZM143 225V224H142ZM182 225V224H181ZM238 225V224H237ZM99 226V225H98ZM171 225H169V228H170ZM185 226V224H184ZM183 226V227H184ZM187 226V225H186ZM195 226V225H193ZM218 226V225H217ZM235 226V225H234ZM240 227V225H238ZM87 227V226H86ZM108 227V226H107ZM140 227V226H139ZM182 227V228H183ZM188 227V226H187ZM196 227V226H195ZM198 227V226H197ZM236 227V226H235ZM129 228V227H128ZM141 228V227H140ZM157 228V227H156ZM177 228V227H176ZM237 228V227H236ZM18 230V228H16ZM103 229V228H102ZM107 228H105L104 230H106ZM138 221L134 223L133 225V228L131 230L132 232V240H136L137 236H138ZM146 229V228H145ZM144 229V230H145ZM153 229V228H152ZM193 228H191L190 230H192ZM213 229V228H212ZM235 229V228H234ZM232 229V231L234 230ZM238 229V228H237ZM239 229H242L239 228ZM244 229V228H243ZM21 230V229H20ZM68 230V229H67ZM143 230V231H144ZM156 230V229H155ZM180 230V228H179ZM186 228L184 229V232H185ZM195 230V229H194ZM200 230V229H199ZM103 231V230H102ZM153 231V230H152ZM164 231V230H162ZM167 231V230H166ZM172 231V230H170ZM189 231V230H188ZM197 231V230H196ZM73 232V231H72ZM122 232V231H121ZM150 232V231H149ZM228 232V231H227ZM230 232V231H229ZM67 233V232H66ZM109 233V232H108ZM119 233V232H118ZM156 233V232H155ZM158 233V232H157ZM178 233V232H176ZM175 233V234H176ZM208 233V232H207ZM241 233V232H240ZM46 234V233H45ZM44 234V235H45ZM82 234V233H81ZM107 234V233H106ZM128 234V233H127ZM126 234V235H127ZM141 234V233H140ZM159 234V233H158ZM197 234V233H196ZM195 234V235H196ZM201 234V233H200ZM60 235V234H59ZM86 235V233H85ZM94 235V234H93ZM145 235V234H144ZM148 235V234H147ZM173 235V234H172ZM181 234H179L180 236ZM183 235V234H182ZM199 235V234H198ZM68 236V235H67ZM131 236V235H130ZM154 236V235H153ZM178 237V235H176ZM190 236L192 237V235L190 234ZM206 236V235H205ZM221 236V235H220ZM31 237V236H30ZM46 237V236H45ZM105 237V236H104ZM181 237V236H180ZM179 237V238H180ZM214 237V236H213ZM32 238V237H31ZM36 238V237H35ZM42 238V237H41ZM40 238V239H41ZM61 238V237H60ZM83 238V237H82ZM124 238V237H123ZM145 238V236L143 237ZM174 238V237H173ZM46 239V238H45ZM79 239V238H78ZM96 239V238H95ZM111 239V238H110ZM116 239V237H115ZM119 239V238H117ZM149 238H147L148 240ZM177 239V238H176ZM181 239V238H180ZM179 239V240H180ZM33 240V239H32ZM175 240V239H173ZM183 240V239H182ZM238 240V239H237ZM241 240V239H239ZM238 240V241H239ZM37 241V240H36ZM39 241V240H38ZM44 241V240H43ZM88 241V240H87ZM93 241V240H92ZM103 241V240H102ZM118 241V240H117ZM144 241V239H143ZM242 241V240H241ZM101 242V241H100ZM146 242V241H145ZM181 242V241H180ZM243 242V241H242ZM102 243V242H101ZM143 243V242H141ZM140 243V245H141ZM172 243V242H171ZM182 243V242H181ZM105 244V242H104ZM104 244L102 243V245L104 246ZM139 244V243H138ZM175 244V242H174ZM180 244V243H179ZM186 244V243H185ZM83 245V244H82ZM120 244H118L119 246ZM127 246L129 244H126ZM182 245V244H181ZM75 246V245H74ZM113 246V245H112ZM117 246V245H116ZM121 246V245H120ZM83 247V246H81ZM122 247V246H121ZM138 247V246H137ZM163 247V246H162ZM193 247V246H192ZM114 248V247H113ZM117 248V247H116ZM147 248V247H146ZM158 248V247H157ZM164 248V247H163ZM167 248V247H166ZM247 248V247H246ZM177 249V248H176ZM220 249V248H218ZM217 249V250H218ZM244 248H242L243 250ZM248 249V248H247ZM131 250V249H130ZM137 250V249H136ZM178 250V249H177ZM180 252H181V249H179ZM184 250V249H183ZM216 250V251H217ZM222 250V249H221ZM117 251V250H116ZM144 252H146L145 250H143ZM186 251V249H185ZM84 252V251H83ZM92 252V251H91ZM112 252V251H111ZM110 252V253H111ZM137 252V251H136ZM135 252V254L137 255V253ZM148 252V251H147ZM172 252V251H170ZM232 252V251H231ZM247 252V251H245ZM251 252V251H250ZM104 253H105V249H104ZM124 253V252H123ZM151 253V252H150ZM179 253V251H178ZM226 253V252H225ZM109 254V253H108ZM107 254V255H108ZM125 254V253H124ZM170 254V253H169ZM169 254L167 256H169ZM172 254H175L172 252ZM180 254V253H179ZM249 254V253H248ZM254 254V253H252ZM80 255V254H79ZM89 255V254H88ZM93 255V253H92ZM91 255V256H92ZM130 255V254H129ZM177 255V254H175ZM181 255H182V252H181ZM113 256H116V260L114 262V264H142V262L139 263V261L137 260L138 258V255H137V258H133V259H128L125 255H120V254H115ZM118 256V257H117ZM79 257V256H78ZM102 257V256H101ZM148 257V256H147ZM161 257V256H160ZM164 256H162L163 258ZM253 257V256H252ZM88 258V257H87ZM160 258V260L162 259ZM168 258V257H167ZM170 258V257H169ZM172 258V257H171ZM182 258V257H181ZM179 257V259H181ZM82 259V258H80ZM152 259V258H151ZM79 260V259H78ZM170 260V259H169ZM62 261H65V260H62ZM83 261V260H82ZM87 261V260H86ZM152 261V260H151ZM167 261V260H166ZM51 262V261H49ZM70 262V261H69ZM163 262V261H162ZM113 263V262H112ZM181 263V261H180ZM253 263V262H252ZM69 264V263H68ZM111 264V263H110ZM162 264V263H161ZM163 264H168V263H164Z\"/></svg>",
	"mask_w": 264,
	"mask_h": 264
},
{
	"label": "flooded vegetation",
	"instance_id": "af4514ba",
	"mask_svg": "<svg viewBox=\"0 0 264 264\" xmlns=\"http://www.w3.org/2000/svg\"><path fill=\"white\" fill-rule=\"evenodd\" d=\"M156 159H158V158H156ZM139 173H140V171H139Z\"/></svg>",
	"mask_w": 264,
	"mask_h": 264
},
{
	"label": "crops",
	"instance_id": "0c3cea01",
	"mask_svg": "<svg viewBox=\"0 0 264 264\" xmlns=\"http://www.w3.org/2000/svg\"><path fill=\"white\" fill-rule=\"evenodd\" d=\"M41 10V9H40Z\"/></svg>",
	"mask_w": 264,
	"mask_h": 264
}]
</instances>
